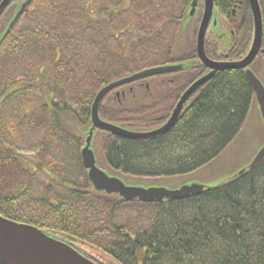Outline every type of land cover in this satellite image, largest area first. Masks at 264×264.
<instances>
[{
	"label": "trees",
	"instance_id": "trees-1",
	"mask_svg": "<svg viewBox=\"0 0 264 264\" xmlns=\"http://www.w3.org/2000/svg\"><path fill=\"white\" fill-rule=\"evenodd\" d=\"M88 1L32 0L0 45V97L8 98L7 106H0V213L76 238L118 264H264V160L183 200L126 201L94 189L82 162L85 138L71 132L69 115L87 129L94 99L109 82L149 67L191 62L171 80L166 74L140 80L101 101L102 119L153 130L209 68L196 46L175 55L192 0H92L91 9ZM214 1L232 26V42L223 51L221 41L208 36L206 53L215 60H240L253 38L250 1L239 0L240 23L233 14L237 0ZM20 3L11 0L0 11V35ZM182 72L187 79L176 78ZM129 86L126 95H117ZM32 88L47 95L38 99L39 110L25 116ZM254 103L245 69L219 71L168 132L145 139L105 132L103 158L112 171L135 177L198 171L239 136ZM20 142L27 151L36 147L39 169L50 180L43 187L32 184L37 173L25 169L23 151L15 148Z\"/></svg>",
	"mask_w": 264,
	"mask_h": 264
},
{
	"label": "water",
	"instance_id": "water-1",
	"mask_svg": "<svg viewBox=\"0 0 264 264\" xmlns=\"http://www.w3.org/2000/svg\"><path fill=\"white\" fill-rule=\"evenodd\" d=\"M11 0H3L0 10H3ZM32 0H25L18 5L14 15L5 25L0 35V45L10 34L11 30L23 15ZM254 18V40L248 55L240 61L217 62L207 56L205 51L206 34L213 23L214 30L217 28L218 19H214V0H204V13L197 36V52L200 60L210 72L191 84L181 95L176 107L169 119L159 128L150 131H135L123 126L108 122L100 117L99 107L103 98L112 90L156 75L166 74L186 69L184 63L168 64L146 68L132 75L123 77L104 86L96 95L91 108V126L86 133L85 145L81 150L83 165L87 169L90 182L95 190L106 194L119 195L126 201L139 200L142 202H159L167 200H183L191 196L201 194L204 190L218 187L244 174L248 169L256 166L264 160V144L254 155L252 161L240 171L232 175L227 181L218 185H205L201 183L184 184L176 189L163 186H135L128 185L118 175L112 174L100 167L97 155L92 147L95 131L110 132L120 137L131 139H145L168 132L179 120L186 103L203 86L212 79L219 71L226 69L245 68L246 77L255 94L254 107L260 112L264 123V82L257 73L248 66L254 61L260 52L263 40V15L259 0H249ZM200 0H192L187 15L195 16L199 11ZM217 32V31H216ZM223 34H219L222 40ZM232 42V37H231ZM119 95V92L117 93ZM103 155V154H102ZM0 264H96L82 255L77 249L69 244L53 237L43 229L26 223H19L0 215Z\"/></svg>",
	"mask_w": 264,
	"mask_h": 264
},
{
	"label": "rangeland",
	"instance_id": "rangeland-1",
	"mask_svg": "<svg viewBox=\"0 0 264 264\" xmlns=\"http://www.w3.org/2000/svg\"><path fill=\"white\" fill-rule=\"evenodd\" d=\"M128 1V0H127ZM90 5H86L88 8H92L94 5L92 4L91 1H88ZM130 2V0H129ZM128 4V2H127ZM203 0H200V10L198 14L195 16H190L186 15L185 18L181 22V26L179 29V32L177 34L176 38V44H175V55L182 56L186 51L191 49L192 47L196 46L197 42V32L199 29V25L201 22V18L203 16ZM91 14V13H90ZM218 19V24L216 30H214L213 23L211 22L210 27H209V35H214V34H223L222 39V44H221V49H227L230 46L231 43V29H230V24L227 23L224 20V17L222 13L219 11L218 7L215 6L214 8V19ZM217 31V32H216ZM208 36V35H207ZM116 49V47H115ZM89 57V56H88ZM212 59V58H211ZM215 60V59H213ZM215 61L217 62H227L229 60H218L216 59ZM180 62V61H178ZM256 66L253 67L257 75L262 79L264 82V62L260 59V56L257 57L256 59ZM186 68H189L192 66L191 62H185ZM184 73V72H182ZM186 72L184 74L177 75L179 76L178 78H184L186 77ZM189 75V73L187 74ZM127 76V75H126ZM124 77V76H123ZM117 80V79H116ZM114 81V80H113ZM139 85H135L134 92L136 90V93L139 94ZM130 86L128 88H123L119 91V93H123L126 95L127 91L130 89L132 90ZM32 91L29 94V97L26 99L27 103H31L35 98L37 99H42V95H45L47 90H44L43 94H40L43 92L42 90L32 88ZM143 93V92H141ZM140 93V95H141ZM47 95V94H46ZM45 97V96H44ZM149 98V97H148ZM145 99H147L145 97ZM148 100V99H147ZM25 101V100H23ZM146 101V100H145ZM68 123L70 124L69 128H72V131L75 135L76 133H80L83 135V139L85 132L89 130V128H84L81 126V124L76 120L72 114L69 115L68 117ZM12 130L14 131V127L11 124L10 126ZM90 127V126H89ZM11 130V131H12ZM16 134V132L14 131ZM73 134V135H74ZM105 133L104 131L101 130H96L95 131V136L93 140L92 147L97 155L98 163L100 167L103 169L107 170L108 172L118 175L123 180L126 182L128 185H135V186H163L167 187L169 189H176L179 188L180 186L184 184H190V183H201L205 185H218L221 184L225 181H227L232 175L240 171L243 167L248 165L256 152L259 150V148L264 144V123L263 120L260 116V112L258 109H256L254 106L250 112V115L248 117V120L239 134V136L230 144V146L222 153L219 157H217L214 161H212L210 164L202 167L198 171L189 173V174H184V175H179V176H169V177H158V178H143V177H135V176H130L123 174L121 172H116L112 171L105 163V160L102 155V147L104 143V138H105ZM28 143V142H27ZM29 144V143H28ZM85 145V144H84ZM83 145V146H84ZM82 146V147H83ZM24 146L20 143H18L15 148H17L19 151H23V155H28L32 158H35L36 154V147L30 148L32 151H27L28 148L22 149ZM26 147V146H25ZM38 148V147H37ZM39 150V148H38ZM41 149L39 150V152ZM24 161H26L23 158ZM40 171V170H39ZM43 170H41L37 175L41 177H45L43 174ZM46 180V179H45ZM48 182V181H47ZM39 185V184H37ZM66 185V184H65ZM42 186L43 185H39ZM59 190L63 191L64 188L59 186ZM43 189V188H42ZM56 202V199H53ZM60 201V200H59ZM53 233H57L54 232ZM79 242V241H77ZM80 243V242H79ZM95 251V253L100 256V259L106 262V264H118L115 263L110 256L107 254L102 253L100 250L94 248L91 249Z\"/></svg>",
	"mask_w": 264,
	"mask_h": 264
},
{
	"label": "flooded vegetation",
	"instance_id": "flooded-vegetation-1",
	"mask_svg": "<svg viewBox=\"0 0 264 264\" xmlns=\"http://www.w3.org/2000/svg\"><path fill=\"white\" fill-rule=\"evenodd\" d=\"M90 1H92V0H90ZM260 3H261V6H262L263 23H264V0H260ZM235 6H236V9H240V7L242 6V1L237 0ZM234 19L236 20L237 23H240V21H241L240 20V17L238 16L237 13L234 14ZM259 56H260V59L264 62V36H263V40H262L261 50H260V52H259V54H258L257 57H259ZM256 59L251 63V65H250L251 67L256 66V63H255L256 62ZM22 84H25V83H21V85ZM21 87L22 86H20L19 89H21ZM7 92H8V90L5 91L6 94H7ZM7 95L9 97V94H7ZM7 99H8L7 96L1 95V97H0V106L1 107H2V105H5V107L7 106V104H6ZM38 104H41V103L38 101L37 98H35L31 103H27L26 106H23V108L26 109L25 111H23V114L25 116H28V115L34 113L33 111L35 109H38ZM23 158L26 160V161H24L25 167H26L25 169L29 170L30 172H36V173H38V172L41 171L39 169V166H41V163L37 160L36 154H35V158H32V157H30L28 155H23ZM43 181H50V180L48 178H46V177L37 176L36 178H33L32 179V184L42 185ZM23 189H24V187L22 188V190ZM1 215H3V214H1ZM3 216H5V215H3ZM5 217H7V216H5ZM13 220H15V219H13ZM16 221H18V220H16ZM18 222L25 223L23 221H18ZM55 237H57L58 239H60V240H62L64 242H66L67 244L75 247L82 255H84L89 260L95 262L96 264H106L105 261H103L102 259H100V256H98L95 253V251L91 250V249H94V247L90 246L89 244L82 243L78 239L73 238L71 236H65V235L56 234ZM77 241H79L80 243L77 242Z\"/></svg>",
	"mask_w": 264,
	"mask_h": 264
},
{
	"label": "bare ground",
	"instance_id": "bare-ground-1",
	"mask_svg": "<svg viewBox=\"0 0 264 264\" xmlns=\"http://www.w3.org/2000/svg\"><path fill=\"white\" fill-rule=\"evenodd\" d=\"M175 73H179V72H176V71H175V72H170V73H166V75H170V76H169V79L171 80V79L174 78L173 75H174ZM175 77H176V75H175ZM176 78H178V76H177ZM188 87H189V86H188ZM188 87H187V88H188ZM187 88H186V89H187ZM196 92H197V91H196Z\"/></svg>",
	"mask_w": 264,
	"mask_h": 264
}]
</instances>
